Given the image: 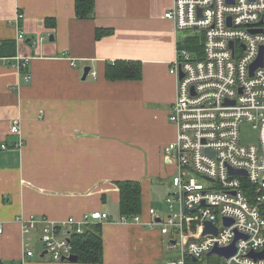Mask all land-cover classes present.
<instances>
[{
	"label": "crops",
	"instance_id": "obj_1",
	"mask_svg": "<svg viewBox=\"0 0 264 264\" xmlns=\"http://www.w3.org/2000/svg\"><path fill=\"white\" fill-rule=\"evenodd\" d=\"M173 5L96 0L94 18L81 20L75 0H0V41L17 42V56L0 59V264H85L26 256L21 219L62 222L97 211L109 216L94 223L102 230L100 264H167V236L149 225V211L159 210L153 182L175 173L165 161L176 138L178 82L169 70L177 41L186 39L165 17ZM98 28L113 34L98 40ZM16 58L30 59L31 81ZM116 60L142 62V79L108 80L106 65ZM13 125L21 137L10 133ZM124 181L141 184L142 223L122 222Z\"/></svg>",
	"mask_w": 264,
	"mask_h": 264
},
{
	"label": "built area",
	"instance_id": "obj_2",
	"mask_svg": "<svg viewBox=\"0 0 264 264\" xmlns=\"http://www.w3.org/2000/svg\"><path fill=\"white\" fill-rule=\"evenodd\" d=\"M165 17L184 33V43L193 31L201 32L203 42L189 50L177 41L170 64L178 82L170 114L176 138L165 148V161L175 173L165 212L150 209L149 225L169 237L171 252H180L167 264L198 261L231 246L233 256H219L226 264H264V0H174ZM23 38L20 31L18 40ZM262 52L263 66L252 72ZM29 61L16 58L27 82ZM244 124L257 133V145L242 143ZM10 133L21 137V127L13 125ZM15 146L21 148L22 139ZM108 219L98 211L62 222L22 217L25 255L34 256L38 239L51 260L67 261L74 255L72 236ZM122 222L142 223L140 215L122 216ZM207 223L217 234L205 233Z\"/></svg>",
	"mask_w": 264,
	"mask_h": 264
},
{
	"label": "trees",
	"instance_id": "obj_3",
	"mask_svg": "<svg viewBox=\"0 0 264 264\" xmlns=\"http://www.w3.org/2000/svg\"><path fill=\"white\" fill-rule=\"evenodd\" d=\"M96 0H75L76 17L81 20L92 19L95 15ZM46 24L54 28V19H46ZM113 34L112 29L98 28L96 38L99 40ZM191 41L183 47L192 50ZM17 56V42L15 40L0 41V59L10 60ZM106 78L110 81H138L143 76V64L140 61L116 60L108 63L105 70ZM120 189V212L128 218L142 213V188L137 181L118 182ZM73 253L79 263L100 264L104 259V247L100 224L91 225L84 234L72 236ZM187 264H199L192 259Z\"/></svg>",
	"mask_w": 264,
	"mask_h": 264
},
{
	"label": "rangeland",
	"instance_id": "obj_4",
	"mask_svg": "<svg viewBox=\"0 0 264 264\" xmlns=\"http://www.w3.org/2000/svg\"><path fill=\"white\" fill-rule=\"evenodd\" d=\"M202 36L201 32L199 31H193L192 32V41L190 44L194 47H201L202 46ZM185 43H183L184 45ZM170 73V70H169ZM173 76V75H172ZM241 141L244 145H250V144H258V139H257V133L252 129V127L248 124H244L241 126ZM172 179V176L168 178L167 182L164 179H157L156 181L153 182L154 186V200L156 202V206H159V210L165 212L166 209V198L170 193H172V189L169 187V181ZM200 182L206 185V181L202 178H200ZM169 237H165V249H166V261L170 260H177L180 258V252L177 251H170L168 249L169 245ZM33 249L36 253L35 258H39V256L44 252V248L39 242L38 239L33 240ZM46 258H50L46 256ZM199 264H226V261L219 256H214V255H208L205 256L204 258L200 259L197 261Z\"/></svg>",
	"mask_w": 264,
	"mask_h": 264
},
{
	"label": "water",
	"instance_id": "obj_5",
	"mask_svg": "<svg viewBox=\"0 0 264 264\" xmlns=\"http://www.w3.org/2000/svg\"><path fill=\"white\" fill-rule=\"evenodd\" d=\"M50 40L53 41V37H50ZM263 66V52L259 58V60H257V62L252 66V72H254L258 67ZM90 73V68H85L84 70V76H83V80H86L88 75ZM183 77V74L180 75V78ZM236 172L231 171V174H234ZM237 174L240 175H246L245 172L243 171H239L237 172ZM169 187H171V184H169ZM227 224H229V222H227ZM205 233H213V234H217V229L213 228V226L210 223H207V229L205 231ZM236 253V248L234 246H231L228 249H219L216 248L214 249L212 252L209 253V255H218L220 257H224V258H230L231 256H233ZM46 255V252L43 253L42 257H44ZM264 255V254H263ZM194 261L196 259H193ZM67 261L71 262V263H77L79 261L78 257L76 255H72L71 257H69L67 259Z\"/></svg>",
	"mask_w": 264,
	"mask_h": 264
}]
</instances>
